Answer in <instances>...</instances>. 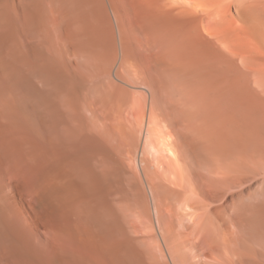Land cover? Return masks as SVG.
I'll use <instances>...</instances> for the list:
<instances>
[{"label": "bare ground", "instance_id": "6f19581e", "mask_svg": "<svg viewBox=\"0 0 264 264\" xmlns=\"http://www.w3.org/2000/svg\"><path fill=\"white\" fill-rule=\"evenodd\" d=\"M211 56L264 62V0H0V264H197L183 82Z\"/></svg>", "mask_w": 264, "mask_h": 264}, {"label": "rangeland", "instance_id": "374dc122", "mask_svg": "<svg viewBox=\"0 0 264 264\" xmlns=\"http://www.w3.org/2000/svg\"><path fill=\"white\" fill-rule=\"evenodd\" d=\"M216 57L211 56L196 74L190 75L194 70L185 68L188 76L183 86L187 95L196 100L199 113L196 124L201 141L196 145V168L202 176L199 190H214L217 199L214 204L217 211L210 213L199 194H189L193 188L188 181L183 183V190L188 192L185 191L186 198L193 200H186L185 205L188 216L185 224L189 226L184 234L186 251L192 256L189 260L197 264H228L225 253L215 247L221 242L217 243L219 238H225L231 250L227 254L230 260L238 264H264V62L255 60L251 67H245L235 58L219 65L221 58ZM137 90L136 94L142 91ZM169 128H165V134L169 138L175 136L170 138L174 145L180 127L175 124L170 131ZM186 165L191 168V158L186 159ZM194 221L202 227L206 223L208 228L204 229L214 235L216 243L205 237V231L198 233L203 240L197 236L192 227Z\"/></svg>", "mask_w": 264, "mask_h": 264}]
</instances>
